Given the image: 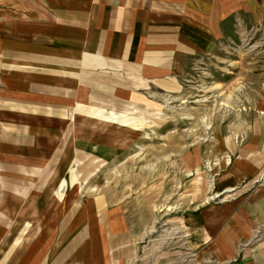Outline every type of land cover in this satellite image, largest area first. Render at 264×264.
Masks as SVG:
<instances>
[{
	"label": "crops",
	"instance_id": "0c3cea01",
	"mask_svg": "<svg viewBox=\"0 0 264 264\" xmlns=\"http://www.w3.org/2000/svg\"><path fill=\"white\" fill-rule=\"evenodd\" d=\"M252 29L264 59V0H0V264H140L157 227L152 207L65 180L91 144L85 126L112 103L179 91L189 58ZM260 92L259 142L231 153L263 166L264 79ZM225 180L215 196L233 191ZM197 182L191 204L210 203ZM259 187L245 211L182 216L196 247L225 264H264V239L236 246L264 229Z\"/></svg>",
	"mask_w": 264,
	"mask_h": 264
},
{
	"label": "rangeland",
	"instance_id": "374dc122",
	"mask_svg": "<svg viewBox=\"0 0 264 264\" xmlns=\"http://www.w3.org/2000/svg\"><path fill=\"white\" fill-rule=\"evenodd\" d=\"M260 32L252 29L235 43L193 55L187 60L179 91L171 95L157 92L139 103H125L131 107L127 109L124 103H112L113 107L103 109L101 118L94 116L86 124L91 144L75 155L65 180L68 183L73 174L77 181L86 180L83 190H105L131 199L134 206L139 202L152 207L157 227L145 242L149 247L141 253L140 264L227 262L226 258L216 261L206 244L196 247L181 219L209 208L223 213L229 204L245 211L250 193L258 189L257 193L264 184V164L259 165V157L231 153L259 142L264 79ZM109 113L112 117L104 122ZM228 138L232 147L225 149L223 140ZM225 179L233 191L215 196V187L222 189ZM196 180L199 188L204 186L210 203L191 204ZM216 227L208 242L218 234ZM253 233L237 243V248L264 239L262 227Z\"/></svg>",
	"mask_w": 264,
	"mask_h": 264
},
{
	"label": "bare ground",
	"instance_id": "6f19581e",
	"mask_svg": "<svg viewBox=\"0 0 264 264\" xmlns=\"http://www.w3.org/2000/svg\"><path fill=\"white\" fill-rule=\"evenodd\" d=\"M211 198V197H210Z\"/></svg>",
	"mask_w": 264,
	"mask_h": 264
}]
</instances>
